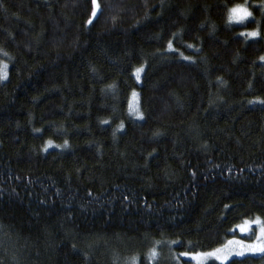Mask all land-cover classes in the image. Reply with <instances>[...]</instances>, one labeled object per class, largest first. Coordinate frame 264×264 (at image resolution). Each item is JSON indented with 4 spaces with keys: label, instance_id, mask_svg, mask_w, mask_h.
I'll use <instances>...</instances> for the list:
<instances>
[{
    "label": "trees",
    "instance_id": "1",
    "mask_svg": "<svg viewBox=\"0 0 264 264\" xmlns=\"http://www.w3.org/2000/svg\"><path fill=\"white\" fill-rule=\"evenodd\" d=\"M97 2L0 0V264H194L264 220V0Z\"/></svg>",
    "mask_w": 264,
    "mask_h": 264
},
{
    "label": "rangeland",
    "instance_id": "2",
    "mask_svg": "<svg viewBox=\"0 0 264 264\" xmlns=\"http://www.w3.org/2000/svg\"><path fill=\"white\" fill-rule=\"evenodd\" d=\"M96 3L98 4L97 0ZM94 10L97 13L99 8H95L94 6ZM247 10L251 13V16L247 17L242 22L237 21L235 18H233L231 22L236 24H245L248 21L255 19L256 17L255 14L250 9L247 8ZM232 15L233 14H231V16ZM246 32L248 38L255 39L259 37H264V26L257 24L255 29H248L246 30ZM252 32H258L259 35L255 37L249 35ZM262 60L264 61V59ZM140 71L137 72L138 75L140 74ZM130 103H131V112L135 116L139 117L141 115V110H140V99L137 90L133 92ZM257 220H259L260 223H256ZM246 221L248 222L247 224L245 223ZM234 232L236 233L235 235L229 238L223 245L215 249L203 251V252H175L174 256L178 260L189 259L193 261L194 264H209L213 262L225 264L234 257L264 254V252L258 250L260 247H264V220L260 216L245 219L234 228ZM165 248L166 245L164 243L158 244L154 248L155 252L158 255L155 256L152 255V257L151 256L149 257L151 259H155L157 256L160 257L161 254L163 253L162 251ZM185 253H187V255H185ZM210 253L214 255H207Z\"/></svg>",
    "mask_w": 264,
    "mask_h": 264
},
{
    "label": "snow or ice",
    "instance_id": "3",
    "mask_svg": "<svg viewBox=\"0 0 264 264\" xmlns=\"http://www.w3.org/2000/svg\"><path fill=\"white\" fill-rule=\"evenodd\" d=\"M92 2H93V4H94L95 8H99V5L96 3V0H92ZM231 13H232L233 15L230 16V19L235 18L237 21H241V22H242L243 20H245L247 17L251 16V13L247 10L246 7H244V6H239V5L236 6L235 8H233V9H231ZM92 16H93V17L96 16V11H95V10L92 12ZM91 22H92L91 20L88 21V23H91ZM249 35L255 37V36L259 35V33H258V32H252V33H250ZM261 59H264V57H262ZM4 68L6 69V68H7V65H5ZM138 71H140V70H138ZM0 78H4V79L7 78V73H6V71L3 72L2 75H0ZM262 102H264V101H262ZM245 223L247 224L248 222L246 221ZM256 223H260V221L257 220ZM258 250L264 252V247H260ZM152 255L155 256V255H158V254L155 252V250H153ZM185 255H187V253H185ZM207 255H214V254H211V253H210V254H207Z\"/></svg>",
    "mask_w": 264,
    "mask_h": 264
}]
</instances>
